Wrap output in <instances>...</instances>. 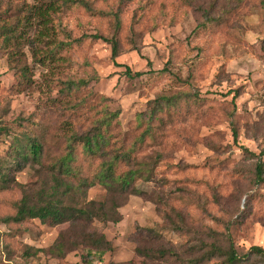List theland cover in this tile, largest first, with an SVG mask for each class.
I'll return each instance as SVG.
<instances>
[{"label":"rangeland","instance_id":"1","mask_svg":"<svg viewBox=\"0 0 264 264\" xmlns=\"http://www.w3.org/2000/svg\"><path fill=\"white\" fill-rule=\"evenodd\" d=\"M117 1L94 0V7L116 11ZM212 1L133 0L121 8L116 33L110 17H90L79 7L63 10L52 23L56 42L63 43L53 50L55 57L40 65L39 58L48 56L52 47L33 39L20 49L21 64L28 66L32 80L29 87L0 48V128L5 131L0 133V158L5 160L3 173L12 181L9 190L0 191V264H82L81 250L61 261L47 253L69 225L37 219L4 223L14 216L15 204L46 176L39 166L12 167L11 146L25 144V134L43 132L41 167L47 168L64 155L66 124L77 132L88 127V121L71 115L59 95L68 79L88 81L84 93L109 99L104 103L110 112L119 110L113 137L126 146L139 133L136 117L147 112L149 102L161 96L181 98L158 115L152 124L157 136L138 153L141 164L158 159L153 181L135 180L118 200L117 223L95 221L90 226L112 246L94 264H195L190 261L211 245L226 249L227 236L239 255L254 246L264 250V184H255L256 158L243 152L264 151V0H217L215 8ZM23 3L31 6L33 1L0 0V12ZM93 35L115 38L116 59H111L110 45ZM31 45L39 50L36 61ZM115 63L144 75L129 79ZM102 104L94 100L90 111L77 114H101ZM77 165L86 168L82 161ZM88 170L84 176L91 178L95 171ZM86 195L87 201L107 198L101 186ZM163 248L172 253L166 261L157 254ZM248 260L245 264H260L252 256ZM199 264L223 262L219 258Z\"/></svg>","mask_w":264,"mask_h":264},{"label":"trees","instance_id":"2","mask_svg":"<svg viewBox=\"0 0 264 264\" xmlns=\"http://www.w3.org/2000/svg\"><path fill=\"white\" fill-rule=\"evenodd\" d=\"M33 4L27 6L23 3L19 6L7 5L0 12V48L8 52V62L11 63L21 83L28 86L32 80L28 71V66L21 64V58L24 54L21 47L25 43H30L33 39L36 43L44 47H52L48 56L40 57L39 64L43 65L44 61L55 57L54 49L63 47L62 42H56L55 30L53 28L54 17L58 16L63 10H69L74 7L83 9L90 17L112 18L115 33L120 28L119 14L125 3L133 0H118L117 10H98L94 7V0H32ZM107 0H105L106 2ZM188 1L190 4L194 0ZM13 2V1H12ZM216 1H212L211 5L215 8ZM13 19L12 23L8 20ZM204 24L203 27H205ZM35 29V30H33ZM33 31L36 36L31 38L29 33ZM92 39L102 41L111 47V59L114 60L118 56V44L115 38H105L99 35H93ZM67 45V44H66ZM31 56L38 59V49L34 45L30 46ZM115 67H123L124 74L129 79L140 78L143 73H131L130 69L120 64H114ZM93 79H97L94 76ZM89 82L86 80H66L62 82L59 95L69 108L68 110L77 119L88 121V127L82 131H76L71 123L65 137V148L63 156L59 157L53 164L45 169L42 166L45 158V134L42 136L36 134H25V144L17 142L11 146L9 158L13 163L12 167L22 170L27 165L31 167L39 166L41 171L45 170L42 175H46L41 185L24 196L15 204V214L7 217L4 223H22L26 220L37 219L45 224L49 220H58L60 224H67L69 228L60 232L47 249V253L52 258L63 260L67 254L81 250L84 255L82 264H94L102 262L103 256L112 251V246L105 237L90 230L93 222L97 221L101 224L117 223L120 219L118 209L121 207L119 199L128 193L130 187L135 180L144 182L153 181L154 168L158 159L151 164H141L138 161V153L141 151L147 140L154 139L157 131L152 126L153 122L158 120V115L164 110L178 105L179 96H161L151 101L147 105V112L137 114V136L134 141L126 146L122 140L114 141L113 132L119 127V110L110 112L107 109V98L97 97L94 93H84L88 89ZM235 98V95L232 98ZM102 101L101 114H94L90 117H84L77 114L78 112L90 111V104L93 101ZM62 101H59V103ZM105 102V103H104ZM101 104V103H100ZM143 127V130L141 128ZM0 133H5L4 128H0ZM233 139L236 141L237 134L233 129ZM245 155L255 159V184H264V151L259 155H255L246 148H243ZM4 161L0 158V191L9 190L11 188L8 175L3 173ZM85 163V169L80 162ZM92 166H95L93 168ZM86 169H93L94 174L91 178L84 176ZM93 170H90L93 171ZM89 171V170H88ZM96 186L105 189L107 198L97 202L95 200H86L87 191ZM135 191V190H133ZM138 195L142 193L137 191ZM125 198V197H124ZM125 201V200H123ZM227 248L222 249L218 245H211L208 251H205L199 258L190 263H203L212 259H222L223 264H245L249 262L248 258L252 256L256 258L260 264H264V250L260 247H251L247 254L239 255L235 250V246L227 236ZM204 248V246H202ZM201 248V249H203ZM37 253H45L44 250H36ZM140 256V251L137 250ZM159 258L170 259L169 254L164 248L157 251ZM192 255V254H190ZM206 255V256H204Z\"/></svg>","mask_w":264,"mask_h":264}]
</instances>
